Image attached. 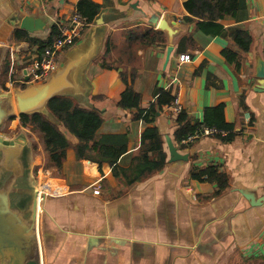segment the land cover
<instances>
[{
	"label": "crops",
	"instance_id": "obj_1",
	"mask_svg": "<svg viewBox=\"0 0 264 264\" xmlns=\"http://www.w3.org/2000/svg\"><path fill=\"white\" fill-rule=\"evenodd\" d=\"M79 1L0 0V52L7 48L11 61L4 85L0 83L3 89H23L25 63L41 54L38 46L15 42L22 20H42V31L28 33L44 40L53 25L69 20ZM92 1L102 7L99 16L60 56V63L78 62L76 91L62 95L100 113L102 121L92 128L93 139H87L91 144L111 150L98 140L122 135L127 149L116 151L121 153L116 164L100 166L77 159L70 148L61 175L41 178L40 185L47 188L39 190L45 195L38 212L42 264H264V93L252 90L257 57L264 60V0H247L245 11L225 18L221 37L207 36L195 23L185 22L191 15L189 0ZM155 17L167 21L176 35L163 32L166 42L151 46L132 42V29L158 30L151 23ZM234 28L246 29L252 37L238 68L222 56L234 44ZM170 45L174 50L164 70ZM182 55L189 61L180 63ZM121 71L136 72L133 88L143 109L155 102L160 88L180 95L193 122L203 121L206 108L224 104L226 121L239 134L230 143L204 137L179 150L174 142L178 115L169 106L152 124L134 121V111L118 106L126 89ZM151 128L158 135L145 133ZM157 137L164 140L166 166L128 185L124 173L136 164L142 142ZM167 137L187 161L170 162ZM209 166H218L230 178V188L218 198L212 197L214 183L190 176L193 169Z\"/></svg>",
	"mask_w": 264,
	"mask_h": 264
},
{
	"label": "trees",
	"instance_id": "obj_2",
	"mask_svg": "<svg viewBox=\"0 0 264 264\" xmlns=\"http://www.w3.org/2000/svg\"><path fill=\"white\" fill-rule=\"evenodd\" d=\"M101 9L102 7L92 0H80L76 11L87 19L89 26L96 21ZM189 9L191 15L185 18L186 23H195L196 30L207 36L221 37L225 35L222 22L227 17L236 18L239 13L245 11L247 0H189ZM58 33L59 26L57 24L51 27L50 34L44 40L32 37L25 30L16 29L14 40L17 43L26 42L31 47L38 46L40 52H42L46 46L52 43L53 37ZM129 33L135 38V41L132 42H136L141 46L166 42L165 34L153 28L140 27L130 30ZM230 36L234 44L225 48L222 51V56L229 64L238 68L242 54L250 50L252 37L250 32L243 28L232 29ZM129 39L131 40V38ZM188 40L190 42V39ZM109 51L108 43L107 52ZM3 62L1 65V79L6 78L9 73L11 63L9 54ZM110 68H113V66H110ZM120 76L126 89L121 95L118 106L123 110L134 111V121H143L146 124L154 123L158 113L163 108L170 106L174 100V97L168 91L160 88L155 92V102L148 109H143L141 95L133 88L136 72L121 71ZM2 85L4 84L2 83ZM25 88L26 85L23 86V89ZM47 111V114L21 115L20 124L24 128H30L32 132L43 139V151L48 157V162L51 168L60 173L66 160V152L70 148H74L77 159L97 163L100 166L104 163L116 164L121 158L119 152L127 149L128 139L122 135L105 136L98 140L102 145L112 148L111 150L91 144L88 140L94 137L92 128L102 121V117L98 111L77 104L75 97L72 95L56 96L48 104ZM13 120L14 118H9L8 121ZM176 122L174 142L179 150L191 146L183 145L182 140L190 135H201L205 128L227 131L228 133L225 136L216 135L213 137L224 143L232 142L239 134L235 132L234 125L226 121L224 104L206 108L201 122H193L185 110L177 116ZM145 133L158 135V130L151 128L146 130ZM69 136L75 137L76 142H73ZM36 148L37 146H35ZM134 161L136 164L130 169L129 174L124 173L128 185L135 184L161 172L167 164V153L164 150L162 137H157L151 142L143 141L139 154L134 158ZM86 166L88 169L90 168L88 163H86ZM190 176L200 182L214 183L217 190L213 194V198L222 196L230 188L229 176L225 172H221L218 166H209L201 170L193 169Z\"/></svg>",
	"mask_w": 264,
	"mask_h": 264
},
{
	"label": "water",
	"instance_id": "obj_3",
	"mask_svg": "<svg viewBox=\"0 0 264 264\" xmlns=\"http://www.w3.org/2000/svg\"><path fill=\"white\" fill-rule=\"evenodd\" d=\"M151 23L157 25L158 30L165 32L170 37L176 35L175 30L165 20L159 21L155 17ZM44 26L42 20L26 17L22 20L20 29L34 33L42 31ZM173 50V45L167 49L164 70L170 61ZM77 67L78 62L72 59L60 63L54 74L45 82L16 90L15 102L12 93H4L0 90V127L5 119L34 113L44 114L48 104L56 96L75 92L76 84L73 74ZM255 78L252 90L256 93H264V60L260 56L256 61ZM25 80L27 81L28 78L25 77ZM21 142L25 144L27 141L22 139ZM166 143L171 163L188 160L186 155H182L178 151L169 137L166 138ZM24 144L18 148L13 142L0 139V149L4 151L3 160H0V183H2L3 174L12 173L8 180L0 186V264H42L38 235V212L40 202L45 200V195H42L39 190L29 192L16 187L18 179L23 176L21 156ZM3 147L6 148L3 149ZM27 194L32 198L25 206L13 205V196Z\"/></svg>",
	"mask_w": 264,
	"mask_h": 264
},
{
	"label": "built area",
	"instance_id": "obj_4",
	"mask_svg": "<svg viewBox=\"0 0 264 264\" xmlns=\"http://www.w3.org/2000/svg\"><path fill=\"white\" fill-rule=\"evenodd\" d=\"M87 27V19L77 11L74 12L66 23L59 26V33L53 37L52 43L46 46L40 55H36L30 60L28 59L25 63L26 68L24 71H26V74L23 72L21 83L29 86L43 83L48 80L59 66L58 58L66 49L77 43ZM179 61L182 64L186 63L189 61V56L182 55ZM25 77L28 78L27 81L24 79ZM169 107L176 115H179L184 110L179 94L174 96V100ZM245 119L247 123H250L251 117L249 114L245 115ZM227 133V131L218 130L216 128H205L201 135H190L182 140V144L192 145L204 137L213 138L216 135L225 136Z\"/></svg>",
	"mask_w": 264,
	"mask_h": 264
},
{
	"label": "rangeland",
	"instance_id": "obj_5",
	"mask_svg": "<svg viewBox=\"0 0 264 264\" xmlns=\"http://www.w3.org/2000/svg\"><path fill=\"white\" fill-rule=\"evenodd\" d=\"M7 50L8 49L6 48L5 50H2V52H0V64L4 63L3 61L5 60V57L8 54ZM58 63L60 64V57L58 58ZM4 79L5 77L3 79H0L1 84L3 83ZM1 84H0V90L4 93H12L11 95L14 99L15 91L18 89H15L14 91L11 90L10 88L3 89ZM47 113L48 111H46V114ZM8 120L9 119L4 120V123L2 124V128L0 129V134L9 138L20 137L28 142V146H27L28 158L26 159L25 177L24 180L20 182L23 184V187H19L20 186L19 183L16 184V187L23 188L25 190H28L29 192L35 190H42V187L44 188V190H47V188L44 185L43 186L40 185L41 178L43 177L49 178L55 176L57 177L58 175H61V173L51 168V165L48 162V157L43 151V145H42L43 139L40 138L34 132H32L30 128L22 127L20 124V117H15L14 120L11 122H9ZM35 146H37L36 149ZM4 176L5 175L3 174L1 179L4 180ZM2 184L3 182L0 183V186ZM18 196L16 195L13 196L12 203L15 206H25L32 198V196L29 194L18 195Z\"/></svg>",
	"mask_w": 264,
	"mask_h": 264
},
{
	"label": "flooded vegetation",
	"instance_id": "obj_6",
	"mask_svg": "<svg viewBox=\"0 0 264 264\" xmlns=\"http://www.w3.org/2000/svg\"><path fill=\"white\" fill-rule=\"evenodd\" d=\"M2 128V126L0 127V129ZM0 139L2 140V141H6V142H13L18 148L20 147V145H23L24 143L23 142H21L22 141V138H20V137H14V138H9V137H5V136H3L2 134H0ZM27 146H28V142H26L25 144H24V146H22L24 149H23V153H22V156H21V161H22V165H23V176L22 177H20L19 179H18V181H17V183H19L20 184V186L19 187H23V184L22 183H20V182H22L23 180H24V177H25V166H26V159L28 158V153H27ZM4 148H6V147H3V149ZM4 151L2 150V149H0V160H3V153ZM5 176H4V180L2 181L3 183L5 182V181H7L8 180V178L12 175V173L11 172H6V174H4ZM16 196H18V195H16ZM18 197H21V196H18ZM32 264H35V263H32Z\"/></svg>",
	"mask_w": 264,
	"mask_h": 264
},
{
	"label": "bare ground",
	"instance_id": "obj_7",
	"mask_svg": "<svg viewBox=\"0 0 264 264\" xmlns=\"http://www.w3.org/2000/svg\"><path fill=\"white\" fill-rule=\"evenodd\" d=\"M14 102H15V99H14ZM42 188H43V187H42ZM41 191H43V189H42Z\"/></svg>",
	"mask_w": 264,
	"mask_h": 264
}]
</instances>
